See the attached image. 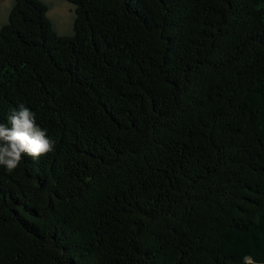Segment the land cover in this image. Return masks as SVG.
<instances>
[{"label": "trees", "instance_id": "obj_1", "mask_svg": "<svg viewBox=\"0 0 264 264\" xmlns=\"http://www.w3.org/2000/svg\"><path fill=\"white\" fill-rule=\"evenodd\" d=\"M65 1L0 24V121L56 142L0 166V264H264V0Z\"/></svg>", "mask_w": 264, "mask_h": 264}, {"label": "clouds", "instance_id": "obj_2", "mask_svg": "<svg viewBox=\"0 0 264 264\" xmlns=\"http://www.w3.org/2000/svg\"><path fill=\"white\" fill-rule=\"evenodd\" d=\"M55 139L36 122V113L23 103L10 110L6 122L0 121V166L15 171L24 158L33 160L54 151Z\"/></svg>", "mask_w": 264, "mask_h": 264}, {"label": "rangeland", "instance_id": "obj_3", "mask_svg": "<svg viewBox=\"0 0 264 264\" xmlns=\"http://www.w3.org/2000/svg\"><path fill=\"white\" fill-rule=\"evenodd\" d=\"M48 4L46 16L51 22L54 31L60 35H68L72 32V20L74 7L65 0H41ZM11 0H0V24L5 22L7 10Z\"/></svg>", "mask_w": 264, "mask_h": 264}]
</instances>
